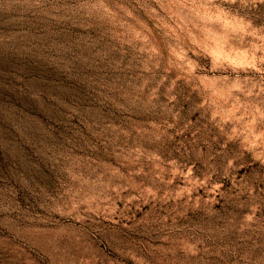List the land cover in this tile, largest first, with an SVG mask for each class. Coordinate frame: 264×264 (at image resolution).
<instances>
[{
	"label": "rangeland",
	"instance_id": "rangeland-1",
	"mask_svg": "<svg viewBox=\"0 0 264 264\" xmlns=\"http://www.w3.org/2000/svg\"><path fill=\"white\" fill-rule=\"evenodd\" d=\"M0 264H264V0H0Z\"/></svg>",
	"mask_w": 264,
	"mask_h": 264
}]
</instances>
